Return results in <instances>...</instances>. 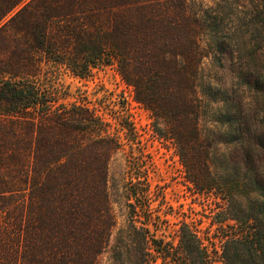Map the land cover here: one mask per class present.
Returning a JSON list of instances; mask_svg holds the SVG:
<instances>
[{
    "label": "trees",
    "instance_id": "1",
    "mask_svg": "<svg viewBox=\"0 0 264 264\" xmlns=\"http://www.w3.org/2000/svg\"><path fill=\"white\" fill-rule=\"evenodd\" d=\"M104 66L175 149L190 191L214 198L208 228L171 222L131 126L119 123L121 137L89 104L67 100L63 73ZM213 70L230 73L229 88ZM105 256L264 264V0H0V264Z\"/></svg>",
    "mask_w": 264,
    "mask_h": 264
},
{
    "label": "rangeland",
    "instance_id": "2",
    "mask_svg": "<svg viewBox=\"0 0 264 264\" xmlns=\"http://www.w3.org/2000/svg\"><path fill=\"white\" fill-rule=\"evenodd\" d=\"M213 72H216L225 88L230 87L232 79L230 73L216 70ZM59 82L69 92L68 101H84L89 104L113 124L121 137L125 134L119 123H125L134 129L140 142L137 146L149 156L152 164L150 178L153 191L160 192L161 200H164L167 209L173 213L172 216H168L172 223L186 220L194 222L203 230L210 226L212 217L217 211L214 198L200 196L190 191L180 157L173 147L155 136L149 112L135 101L133 88L126 85L114 67L98 68L94 70L92 76L86 78L63 73ZM208 122L209 118L206 114L201 119V128L206 129ZM119 162H121L120 154L111 163L112 179L119 172ZM120 184L111 180L109 193L113 209L121 223L124 201L121 197ZM178 228V225H170L166 232L169 240L175 238ZM107 260L105 256L101 264H107Z\"/></svg>",
    "mask_w": 264,
    "mask_h": 264
}]
</instances>
